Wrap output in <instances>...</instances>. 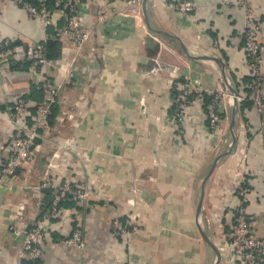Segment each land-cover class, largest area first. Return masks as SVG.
I'll list each match as a JSON object with an SVG mask.
<instances>
[{"label":"crops","instance_id":"1","mask_svg":"<svg viewBox=\"0 0 264 264\" xmlns=\"http://www.w3.org/2000/svg\"><path fill=\"white\" fill-rule=\"evenodd\" d=\"M174 1L81 0L80 19L91 37L79 50L63 45L50 69L32 65L25 50L54 26L14 0H0V42L17 45L0 63V172L14 148L16 99L30 96L36 106L46 99L43 80L61 86L49 141L41 139L35 162L0 183V264H245L229 246L242 188L248 213L259 216L254 234L264 235V113L243 103L252 100L244 9L240 0H194L195 9L184 13ZM251 6L264 43V0ZM64 14L53 9V25H63ZM186 85L203 97L192 99L181 133L169 121ZM220 86H233L239 97L230 153L223 152L234 140L233 96L221 112L222 133H213L207 118L206 93ZM54 144L62 146L60 158L50 156ZM46 173L97 191L86 204L62 205L49 222L43 256L30 261L22 254L24 233L14 228L45 221L50 196L40 178ZM116 217L136 230L115 237ZM75 230L84 236L81 250L64 241Z\"/></svg>","mask_w":264,"mask_h":264},{"label":"built area","instance_id":"2","mask_svg":"<svg viewBox=\"0 0 264 264\" xmlns=\"http://www.w3.org/2000/svg\"><path fill=\"white\" fill-rule=\"evenodd\" d=\"M14 1L18 2L32 18L39 19L46 25L54 26V31L47 34L45 41L26 48V57L32 65H44L50 69L58 66L57 59H50L45 55V42L48 39H59L63 45L70 44L78 50L82 49L89 41L92 29L81 22L80 18L84 7L81 0H54L53 3L56 7L64 9L65 22L63 25H53L54 19L50 9V0ZM139 2L140 0H129V3L133 5ZM240 4L245 13L243 26L244 53L249 73L255 77L253 100L257 111L264 113V96L262 93L264 43L258 38L260 24L252 9V0H240ZM173 6L180 12L189 13L195 9L196 3L194 0H175ZM13 55L14 47L12 41L9 38L2 40L0 42V63L10 60ZM42 88L46 93V99L35 106L33 115L30 111L32 104L24 96H19L14 103L13 120L17 128V134L13 142V151L5 160L1 169L0 183L16 176L17 171L21 167L35 162L38 152L44 146L43 143L37 140L47 138L45 135H47L46 131H50L49 118L52 107L59 97L61 86L54 83L51 79H45L42 82ZM206 94L211 96L207 110L211 131L220 134L224 126V118L221 112L225 107V101L232 96V93L220 86L216 89L208 90ZM200 97H203L200 90L192 92L186 85L182 90V96H179L173 105L169 122L181 133L184 132L186 111L192 104V99ZM30 116L31 119H29ZM61 118L63 121L67 119L65 115ZM45 140L49 141L48 139ZM61 149V145L54 144L50 156L60 158ZM40 184L51 193V201L43 210L45 221L29 229L14 228L15 232L24 233L22 254L25 258L32 261H36L43 256L46 242L52 234L49 222L62 211V202L75 201L86 204L97 191L95 185L77 184L70 179H56L50 173H46L40 178ZM246 191V189L242 188L241 204L238 208L237 221L233 229V238L229 250L235 256H239L245 264H264V235L257 236L254 234L255 223L259 221V216L248 213ZM136 228L135 223H124L121 217H116L112 221V233L115 237L128 235ZM64 241L73 249L81 250L84 248V236L80 230L67 234Z\"/></svg>","mask_w":264,"mask_h":264},{"label":"trees","instance_id":"3","mask_svg":"<svg viewBox=\"0 0 264 264\" xmlns=\"http://www.w3.org/2000/svg\"><path fill=\"white\" fill-rule=\"evenodd\" d=\"M54 0H50V9H51V12H52V10L53 9H57V8H59V7H56L55 5H54ZM61 8V7H60ZM45 44H46V50H45V55H46V57H48V58H50V59H57V57H59L60 56V53H61V49L63 48V43H62V41H60L59 39H48L46 42H45ZM12 45H13V47L15 48V46H17V45H15V44H13L12 43ZM15 45V46H14ZM29 62V61H28ZM251 75V74H250ZM249 78H248V83L250 84V87H248L247 88V90L248 91H251V94H252V100L250 99V98H246V99H243L244 100V102H243V100H242V102L244 103V106H245V104H247V105H249V106H251L252 104L254 105V100H253V86H254V82H255V77H253V76H248ZM239 85V84H238ZM184 88V87H183ZM180 89V88H179ZM41 91H42V89H40ZM181 90V89H180ZM183 90V89H182ZM238 91H240V88L238 87ZM182 92V91H181ZM26 97H30V96H26ZM25 97V98H26ZM178 98H179V96H178ZM206 103H210V101H211V96L210 95H207L206 94ZM30 111H31V113H32V115L34 114V112H35V106H31V108H30ZM57 111V105H56V103L53 105V107H52V112H51V115H50V118H49V122L51 121V117L55 114V112ZM30 119H31V117H30ZM37 141H39V142H41V140H37ZM48 194H49V196H50V198H49V201L47 202V204H49L50 203V201H51V193H50V191L48 190ZM67 201H63L62 202V204L61 205H64L65 203H66ZM31 261V260H30ZM37 261V260H36ZM25 264H28V263H25Z\"/></svg>","mask_w":264,"mask_h":264},{"label":"water","instance_id":"4","mask_svg":"<svg viewBox=\"0 0 264 264\" xmlns=\"http://www.w3.org/2000/svg\"><path fill=\"white\" fill-rule=\"evenodd\" d=\"M146 1V0H145ZM230 91H231V93H232V96H233V98H234V107H233V111H232V118H231V130L233 131V141H232V144H231V147L227 150V151H225V152H223V153H230V152H232L233 151V147H234V145H235V143H236V135H235V133H234V124H235V121H236V114H237V111H238V93H237V91H236V89L233 87V86H230ZM223 153H221V154H223ZM220 154V155H221ZM218 159L219 158H217L216 159V161L213 163V165H212V167H211V170H210V172L214 169V167L216 166V163H217V161H218ZM209 172V173H210ZM201 204H202V201H201V203L199 204V207H198V212L200 213V211H201ZM201 219V218H200ZM203 223V221H202V219H201V222H200V224H202ZM203 234H204V232H203ZM207 241H209V239H207L206 237H204ZM210 242V241H209ZM213 247H214V249H215V251H216V253H217V261L221 258V253H220V250H219V247L217 246V245H213Z\"/></svg>","mask_w":264,"mask_h":264}]
</instances>
